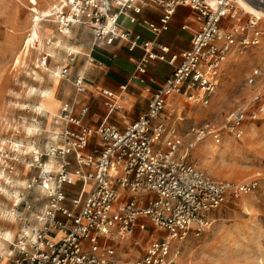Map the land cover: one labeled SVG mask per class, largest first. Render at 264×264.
Instances as JSON below:
<instances>
[{
    "label": "built area",
    "instance_id": "built-area-1",
    "mask_svg": "<svg viewBox=\"0 0 264 264\" xmlns=\"http://www.w3.org/2000/svg\"><path fill=\"white\" fill-rule=\"evenodd\" d=\"M239 1L260 16L241 9ZM149 5L162 11L157 23L137 18ZM184 7L194 12L199 29L190 49L169 58V48H155L120 29L123 17L158 37L167 32L175 10ZM59 8L53 16L60 35L83 27L94 40L123 41L130 52L140 49V72L151 61L173 69L162 85L146 90V111L123 129L106 120L88 127L87 105L67 101L59 107L44 153L33 152L27 165L37 173L24 187L38 188L42 199L23 203L32 223L23 221L7 256L10 264H178L181 245L209 228L210 213L256 192L260 181L219 180L187 163L182 137L163 111L172 98L209 103L225 60L264 39V0H61ZM68 75L67 67L58 74L60 80ZM83 80L76 75L70 81L76 94L83 93ZM246 85L250 99L228 112L221 125L205 120L189 128L196 142L208 139L218 146L224 136L239 140L247 120L264 116V70L254 66ZM101 96L108 116L122 114L115 94L101 90Z\"/></svg>",
    "mask_w": 264,
    "mask_h": 264
},
{
    "label": "rangeland",
    "instance_id": "rangeland-1",
    "mask_svg": "<svg viewBox=\"0 0 264 264\" xmlns=\"http://www.w3.org/2000/svg\"><path fill=\"white\" fill-rule=\"evenodd\" d=\"M35 1L37 4L32 0H0V176L4 174L11 182L10 185L5 184L0 177V187L19 192V206L16 209L13 207L15 203L8 201L0 190V233L7 230L13 234L12 241L0 247V264H10L7 256L20 234L23 221H32L23 203H30L35 198L42 199L38 188L29 192L24 187L37 170L28 169L27 166L33 153L24 155L20 151L22 146L33 143L35 149L43 154L53 125L52 119L47 127L46 115L34 112L39 98L37 93L31 92V88L48 90L51 86L41 66L45 53L30 50L25 55L23 47L29 35L32 9L45 11L54 5L59 6L61 0ZM119 22L128 26L123 17ZM40 27L49 30L51 41L62 39L54 17L51 20L45 18L40 22ZM75 29L79 31L77 34ZM69 31L66 44L70 47L80 45L90 37L83 27H73ZM260 43L254 49L231 55L225 60L218 87L206 106L193 105L178 97L169 101L163 111V116L173 122L182 137V153L186 154L187 163L219 180L240 182L258 177L260 181L256 192L228 201L210 213L209 228L197 238L190 235L181 245L178 264H264V116L255 121L247 120L241 139L224 136L218 146L208 139L196 142L188 131L205 120L221 125L228 112L250 99L251 88L246 85L247 76L254 66L264 70V39ZM74 56L70 57L65 50L56 51L54 58L46 60L47 66L50 70L59 67V71L67 67L70 74L79 67L77 58L70 62ZM35 73L40 80L35 78ZM71 80V75L60 80L55 93L59 106L67 101L65 98ZM32 125L36 130L34 135L29 136L26 128ZM226 143L233 148L221 155ZM13 144H18L17 152L11 147ZM209 147L214 151L210 152ZM19 182L24 183L22 187L17 184ZM9 210H15L14 216H11L15 222L13 224L7 221L10 220V215L6 213ZM148 232H152L150 227ZM144 238L146 240L147 237Z\"/></svg>",
    "mask_w": 264,
    "mask_h": 264
},
{
    "label": "crops",
    "instance_id": "crops-1",
    "mask_svg": "<svg viewBox=\"0 0 264 264\" xmlns=\"http://www.w3.org/2000/svg\"><path fill=\"white\" fill-rule=\"evenodd\" d=\"M141 12L142 14L137 16L139 20L153 23H157L162 14V11L152 5L143 8ZM125 25L121 22L120 29L139 34L145 41H152L155 48L158 45L169 48L170 53L167 58L190 49L191 36L199 29L194 12L185 7L175 10L167 32L158 37L149 35L137 25ZM184 26L185 30H183ZM74 31L76 34L79 32L77 29ZM87 32L90 37L82 44L74 46L79 49L80 54L74 56L72 63L77 58L79 67L69 74L71 78L76 75L84 78V91L76 94L70 84L65 100L87 105L88 113L84 123L88 127H97L106 120L115 127L123 129L146 111L149 101L146 90L152 91L162 85L171 75L173 67L166 62L151 61L146 70L140 72L136 68V61L143 54L140 49L130 52L127 43L123 41L107 45L101 40H94L90 32ZM121 86L125 89L121 90ZM101 90L115 94L122 106V114L107 115ZM137 235L139 236V232Z\"/></svg>",
    "mask_w": 264,
    "mask_h": 264
},
{
    "label": "bare ground",
    "instance_id": "bare-ground-1",
    "mask_svg": "<svg viewBox=\"0 0 264 264\" xmlns=\"http://www.w3.org/2000/svg\"><path fill=\"white\" fill-rule=\"evenodd\" d=\"M36 3L35 0H32ZM238 6L245 10L246 12L255 15V16H260V14L258 13V11L250 6H248V4H245L243 1H239L238 2ZM60 11L59 6L54 5L52 7H50L49 9H46L45 11H38L37 9H32V16H31V25H30V29H29V35H28V39L25 41L23 50L25 51V55H28L30 50L31 52L34 53H45L44 58L42 59L41 62V66L42 68L45 70V72L47 73V78L49 79V82L51 83L50 88H48V90H37L35 88H31V92L32 93H37L38 98H39V103L37 105H35L34 107V112H36L38 115L41 114H45L46 118L48 119V124L47 127H49L51 120L53 119L52 117L56 115L59 106V102L55 99V93L56 90L58 89L60 83V79H59V67H56L55 69H49V67L47 66V59L48 58H54L55 57V52L56 51H61V50H65L67 55H79V49L75 48V47H70L66 44V39H68L70 37V32H66L64 34V36H62L61 38H57L54 41H51L50 36L51 33L49 32V30L47 29H42L40 27V22L44 21L45 18H47V20H51V18L54 17L55 19V15L56 13H58ZM51 16V17H50ZM36 43V46L33 47V43ZM44 47L46 48V50L44 49ZM35 78L40 80V78L38 77V75L35 73ZM36 130L35 125H32L30 127L26 128V133L30 136V135H34V131ZM208 146V145H207ZM11 147H13V150L15 152H17L19 150L18 148V144L16 145H12ZM233 148L230 144L226 143L225 144V150H223L221 152V155L223 153H225L226 150ZM211 148L209 147V150ZM36 149L33 146V143H27L26 145L22 146V149L20 151V153L24 154V155H29L30 153L35 152ZM213 152L214 150H210V152ZM1 178L4 179V183L5 184H11V182H9L8 178H5L4 174H1L0 176ZM19 184L20 187L23 186L24 183L19 182L17 183ZM0 190L2 191V193L6 196L8 201H12L13 203H17V201L19 200V192L17 191H8L6 188H2L0 187ZM13 207H15L13 205ZM7 214L10 215V220H7L8 222H11L12 224L15 223L14 219L11 216H14L15 214V210H9L6 211ZM12 233L10 231H3L0 233V247L4 245V243H9L12 241Z\"/></svg>",
    "mask_w": 264,
    "mask_h": 264
}]
</instances>
